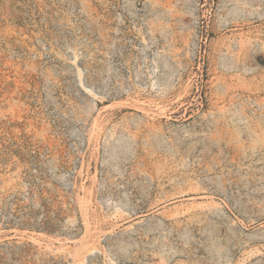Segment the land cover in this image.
Segmentation results:
<instances>
[{"label": "rangeland", "instance_id": "rangeland-1", "mask_svg": "<svg viewBox=\"0 0 264 264\" xmlns=\"http://www.w3.org/2000/svg\"><path fill=\"white\" fill-rule=\"evenodd\" d=\"M0 264H264V0H0Z\"/></svg>", "mask_w": 264, "mask_h": 264}, {"label": "bare ground", "instance_id": "bare-ground-1", "mask_svg": "<svg viewBox=\"0 0 264 264\" xmlns=\"http://www.w3.org/2000/svg\"><path fill=\"white\" fill-rule=\"evenodd\" d=\"M207 170H209V169H207ZM217 218H218V217H217ZM218 220H220V219H218ZM220 229H223V227H220L219 230H220ZM215 234H216V233L214 232V235H215Z\"/></svg>", "mask_w": 264, "mask_h": 264}]
</instances>
